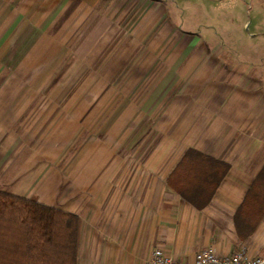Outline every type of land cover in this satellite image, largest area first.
I'll return each instance as SVG.
<instances>
[{
    "label": "crops",
    "instance_id": "1",
    "mask_svg": "<svg viewBox=\"0 0 264 264\" xmlns=\"http://www.w3.org/2000/svg\"><path fill=\"white\" fill-rule=\"evenodd\" d=\"M167 1L170 16L182 12L186 17L216 18L214 27L207 28L223 34L222 43H229L238 55L212 58L213 64L231 67L217 73L216 87L204 90L197 109L199 140L188 147L231 165L205 209H195L169 188L86 186L82 182L87 180L86 171L75 182V154L67 159L64 154L73 143L75 121L55 117L48 131L49 115L35 119L46 131L40 148L24 155L20 150L31 136L24 133L27 128L18 132L16 128L33 122L31 114L27 116L32 106L22 104V95L10 93L8 97L13 98L0 101V192L76 214L80 220L78 264H148L155 248L184 262L193 261L198 251L209 246L220 254L246 248L251 256H264V221L246 241L239 239L234 223L264 167V0ZM112 3L0 0V17L9 18V33L35 25L44 34L38 43L43 48H67L94 18L110 16ZM65 16L71 19L61 23L57 38L48 44L45 35ZM184 27L192 33L203 32L190 21L185 20ZM232 33L235 36L228 35ZM217 44L224 49L221 41ZM245 47L251 50L247 55L241 51Z\"/></svg>",
    "mask_w": 264,
    "mask_h": 264
},
{
    "label": "rangeland",
    "instance_id": "2",
    "mask_svg": "<svg viewBox=\"0 0 264 264\" xmlns=\"http://www.w3.org/2000/svg\"><path fill=\"white\" fill-rule=\"evenodd\" d=\"M112 1L111 15L94 18L67 48H43L35 25L9 33V18L1 16L0 101L13 98L10 93L32 106L27 116L33 122L16 128L31 136L24 155L40 148L46 131L35 119L49 115L48 131L55 117L75 121L73 143L64 149L66 159L75 154V182L86 171V186L168 188L167 177L199 140L204 90L231 67L212 58L238 55L222 43L223 34L207 28L214 17L170 16L167 0ZM70 19L61 17L44 36L48 44ZM185 20L203 32L188 31Z\"/></svg>",
    "mask_w": 264,
    "mask_h": 264
},
{
    "label": "trees",
    "instance_id": "3",
    "mask_svg": "<svg viewBox=\"0 0 264 264\" xmlns=\"http://www.w3.org/2000/svg\"><path fill=\"white\" fill-rule=\"evenodd\" d=\"M231 165L189 148L166 180L197 210L205 209ZM264 221V167L234 216L237 235L248 240ZM76 214L0 192V264H78Z\"/></svg>",
    "mask_w": 264,
    "mask_h": 264
},
{
    "label": "built area",
    "instance_id": "4",
    "mask_svg": "<svg viewBox=\"0 0 264 264\" xmlns=\"http://www.w3.org/2000/svg\"><path fill=\"white\" fill-rule=\"evenodd\" d=\"M148 264H264V256H251L246 248L230 254H220L213 246L195 254L191 262L180 261L163 248H155Z\"/></svg>",
    "mask_w": 264,
    "mask_h": 264
}]
</instances>
